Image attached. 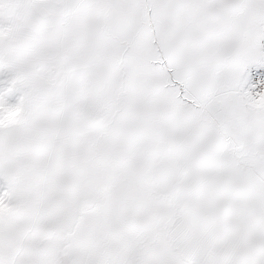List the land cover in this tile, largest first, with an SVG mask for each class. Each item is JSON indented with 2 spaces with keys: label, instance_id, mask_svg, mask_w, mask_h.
<instances>
[{
  "label": "snow or ice",
  "instance_id": "6c2138e0",
  "mask_svg": "<svg viewBox=\"0 0 264 264\" xmlns=\"http://www.w3.org/2000/svg\"><path fill=\"white\" fill-rule=\"evenodd\" d=\"M0 264H264V0H0Z\"/></svg>",
  "mask_w": 264,
  "mask_h": 264
}]
</instances>
